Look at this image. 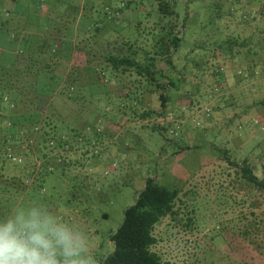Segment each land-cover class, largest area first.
Wrapping results in <instances>:
<instances>
[{
  "label": "rangeland",
  "instance_id": "374dc122",
  "mask_svg": "<svg viewBox=\"0 0 264 264\" xmlns=\"http://www.w3.org/2000/svg\"><path fill=\"white\" fill-rule=\"evenodd\" d=\"M79 1L49 0L47 5L61 2L73 7ZM167 2L175 16L161 14L155 0H143L141 7L147 12H138L139 18L136 15L131 26L124 20L119 36L150 51L167 32L156 29L155 23H178L181 41L172 62L181 81L179 90L169 91L164 116L143 118L145 112H157L159 106L149 92L143 95L146 85L133 76H126V85L142 94L108 98V89L119 83L104 66L108 72L101 85L90 83L84 98L74 102V110L83 108L61 119L82 127V138L92 136L91 142L95 141L90 150L85 149L89 145L77 147L73 138L61 151V164L53 170L43 165L36 172L33 160H27L33 153L28 151V142L14 139L7 146L0 142L5 149L0 150V203L8 213L21 205L43 203L80 224L89 236L91 250L102 259L112 251L110 237L122 224L124 211L134 205L146 179L158 177L161 185L179 191L177 215L164 218L154 230L157 243L151 251L163 262L264 264L239 235L256 221L260 229L257 240L263 243L264 191L239 181L238 169L227 161L245 160L255 166L258 177L264 176V51H259L257 43L264 34V0ZM243 39V49L235 51L233 40ZM247 47L256 53L250 59L245 56ZM100 62L98 55L95 64ZM93 69L96 75L100 73L97 66ZM179 91L187 93L190 101L173 102L172 94ZM232 101L235 103L226 104ZM8 103L12 101L7 95L0 98V115L6 108L11 110ZM7 149L22 163L8 160ZM42 150H36L39 160ZM41 173L43 181L39 182L36 179Z\"/></svg>",
  "mask_w": 264,
  "mask_h": 264
},
{
  "label": "crops",
  "instance_id": "0c3cea01",
  "mask_svg": "<svg viewBox=\"0 0 264 264\" xmlns=\"http://www.w3.org/2000/svg\"><path fill=\"white\" fill-rule=\"evenodd\" d=\"M48 1L0 0V34H2L0 84L7 85L13 98L22 100L19 108L25 114L41 113L46 118L52 116L53 120L49 122L50 126L46 128V131L61 132L63 137H67L70 131L76 129L79 137L74 138L73 143L80 148L89 145L85 149L90 150V146L95 141L91 142L92 136L87 134L82 138L79 135L82 127L64 123L61 119L64 115L70 112L75 113L76 110L79 112L83 108L81 106L74 110L76 103L71 99L84 98V93L88 90L90 83L96 82L101 85L102 80L93 69L98 65L95 64V54L98 56L97 50L104 47L110 50L113 47L124 45L128 40L124 41L119 38L123 31L124 20L129 22L128 26H131L138 12L146 13L147 11L141 7L143 0H134L136 6L133 7L134 9L132 5L129 9L119 12L117 10L124 0H80L79 5L73 7H65L61 2H57V5L52 7L47 5ZM139 16L137 15V18ZM95 22L98 23L97 28L99 29L96 37ZM45 76H56L60 82L59 87L47 102L42 101L46 97L40 95V88L36 87V84L40 83ZM125 78L123 76L122 80L126 84ZM112 80L116 81V79ZM238 82L241 84L243 81L239 79ZM143 92L145 93L143 95H146L148 91L146 89ZM108 93V98L118 100L129 95L136 98L142 94L135 90L122 89L120 84L110 87ZM149 95L154 97L151 93ZM172 96L173 102L180 99L179 102L185 103L187 102L185 100H189L185 92L179 91L175 95L173 93ZM97 103L94 102L95 105ZM234 103L232 101L226 104ZM133 104L135 105V101ZM10 113L6 108L0 115V127L3 126V130L0 129L2 136L6 134L7 116ZM32 136H37V143L40 141L39 135ZM11 143L9 145H12ZM67 146L64 145L63 149L53 151L42 148L41 160L45 164L43 165L51 170L56 168L61 164V151ZM1 148L4 149L0 146V150ZM37 149L41 147L30 145L28 151L33 153L28 155L27 160L32 161L34 156L38 157ZM43 176L44 174L41 173L36 180L42 182Z\"/></svg>",
  "mask_w": 264,
  "mask_h": 264
},
{
  "label": "trees",
  "instance_id": "16d2710c",
  "mask_svg": "<svg viewBox=\"0 0 264 264\" xmlns=\"http://www.w3.org/2000/svg\"><path fill=\"white\" fill-rule=\"evenodd\" d=\"M155 2L161 14L176 15L167 0H155ZM133 3L135 5L134 0H124L117 11L129 9ZM97 26L98 23L95 22V37L99 31ZM155 26L156 29L159 28L167 32L154 42L155 46L150 51L137 48L135 41L134 43L127 41L121 47H113L110 50L104 47L99 48L96 52L103 61L97 63V67L100 68V73L98 74L100 80L108 72V68H105L106 70L103 69L104 66L109 67L111 75L116 79L115 83L118 82L122 89L125 88L129 91H133V89L128 88L122 80L123 76H133L137 83L143 82L144 85H146L145 88L147 91L154 95L158 102V111L145 112L143 118L155 114L163 117L166 106L170 100L169 91L179 90V88H177V83L181 81V75H176V67L172 62L173 53L177 51L181 41L178 23H168L161 26L159 22H156ZM260 37H263V39L261 41L259 40L257 43L260 47L259 51L262 53L264 51V34ZM245 41L246 39L241 41L233 40L232 45L234 50L243 49L241 47L244 46ZM252 51V48H246V59H250L256 54ZM59 85L60 82L56 76L43 77L40 83L36 84V87L40 88V95L46 97L43 98L42 101H49V97L54 94ZM64 86H66V84H64ZM0 87L2 93L0 98L7 95L8 98H11L12 104L14 105L10 110L11 113L7 116V131L3 139L0 134L3 146L9 145L11 142V144H13L15 141L14 139L19 140V142L23 139V142L26 141L29 143V141H32V145H39V147L44 149L48 148L53 151L54 149H63L64 145L67 146L65 143L69 144L70 140L79 137L75 131L76 129L70 131L71 133L67 135V137H63L62 134H56V132L46 131V128L50 126L49 122L53 120L52 116L46 118L41 113L25 114L19 108V106L21 107L22 100L13 98L10 93L11 90L7 85L0 84ZM71 100L74 102L78 101L77 98ZM35 134L40 137L38 143L36 142L37 136H32ZM7 135H9V140L5 139ZM71 135L72 138L70 139L69 137ZM6 142H8V144ZM50 142L53 143L52 148L49 146ZM227 161L230 167L238 169L236 176L239 181L256 191H264V176L260 178L254 173V165L252 166L245 160L239 163L228 159ZM60 163H62V161H60ZM178 195V189H168L164 187L159 183L158 177L146 179L143 189L135 197L134 205L124 211L122 224L110 237L112 251L107 255L108 260L106 264H169L168 262H163L162 258L157 253L151 251V248L157 243V239L154 235L155 227L164 218L177 215L175 201ZM7 214L8 211L6 207L4 204L0 203V217ZM259 232V224L253 221L247 224V226L239 232V235L253 247L261 258L264 259V250L262 249L264 239L261 241L263 243L260 244L258 242L257 237Z\"/></svg>",
  "mask_w": 264,
  "mask_h": 264
},
{
  "label": "clouds",
  "instance_id": "9594fccd",
  "mask_svg": "<svg viewBox=\"0 0 264 264\" xmlns=\"http://www.w3.org/2000/svg\"><path fill=\"white\" fill-rule=\"evenodd\" d=\"M84 228L41 202L0 217V264H106Z\"/></svg>",
  "mask_w": 264,
  "mask_h": 264
},
{
  "label": "built area",
  "instance_id": "2783aa9c",
  "mask_svg": "<svg viewBox=\"0 0 264 264\" xmlns=\"http://www.w3.org/2000/svg\"><path fill=\"white\" fill-rule=\"evenodd\" d=\"M3 101L4 102H7L8 101V99H7V97H5L4 99H3ZM8 106H9V108H13V104L12 103H8L7 104ZM0 142H1V139H0ZM7 144H8V142H6ZM29 144L30 145H32V141H29ZM49 146H50V148H52L53 147V143L52 142H50L49 143ZM7 151H8V155H7V159L8 160H10V161H12V162H16L17 164H21L22 163V160L20 159V158H17V157H15L14 155H12L11 153H10V149H7ZM43 164H44V161L43 160H39L37 157H33V166L35 167V171L37 172V171H39V169H41V167L43 166ZM32 182V180H27L26 181V183H31Z\"/></svg>",
  "mask_w": 264,
  "mask_h": 264
}]
</instances>
